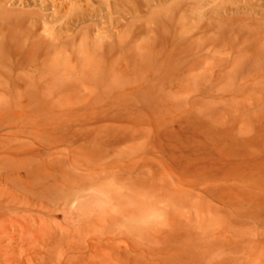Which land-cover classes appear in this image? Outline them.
I'll return each mask as SVG.
<instances>
[{
  "label": "rangeland",
  "instance_id": "1",
  "mask_svg": "<svg viewBox=\"0 0 264 264\" xmlns=\"http://www.w3.org/2000/svg\"><path fill=\"white\" fill-rule=\"evenodd\" d=\"M28 117L67 132L0 162V264H264V0H0Z\"/></svg>",
  "mask_w": 264,
  "mask_h": 264
},
{
  "label": "bare ground",
  "instance_id": "2",
  "mask_svg": "<svg viewBox=\"0 0 264 264\" xmlns=\"http://www.w3.org/2000/svg\"><path fill=\"white\" fill-rule=\"evenodd\" d=\"M36 58V57H35ZM24 64V63H23ZM22 66V65H21ZM20 69V68H19ZM163 84V83H162ZM166 85V84H165ZM164 87V86H163ZM84 89V88H83ZM162 89V88H161ZM160 90V89H158ZM77 92V90H75ZM154 91V90H153ZM157 91V90H155ZM163 91V89H162ZM75 92V93H76ZM80 92V91H78ZM161 92V90H160ZM71 93V92H70ZM76 95V94H75ZM74 95V96H75ZM83 95H84V92H83ZM100 96V95H99ZM48 100V98H47ZM42 107V106H41ZM68 107V106H66ZM76 107V105H75ZM55 108V107H54ZM42 109V108H41ZM48 111V110H47ZM44 112V110H43ZM50 112V111H49ZM51 114V112L49 113ZM62 114V113H61ZM43 116V115H42ZM51 116V115H50ZM40 117V116H39ZM44 117V116H43ZM42 117V118H43ZM14 118V117H13ZM41 118V119H42ZM49 118V117H48ZM8 120V118H6ZM28 121L26 120V123H23L22 125H16L15 122L14 123H11L10 124L8 123V126L7 124H4L5 126H1L0 125V162L2 161V159H6V160H9V161H12L13 162V165L14 164H18L20 161L22 162L23 160H27V159H31L32 158H35L36 156L33 157L36 149H35V145L37 143L41 144L42 146L43 145H47L50 140H49V133H51L54 129V131L52 133H55V134H61L62 135V130L67 132V125L63 124L62 127L63 129L61 130H58L57 129V125L56 127L55 126H48L46 127L45 126V122L44 121H41V120H38L39 118L37 117H28L27 118ZM70 119V118H69ZM11 120H14L11 118ZM51 120V119H50ZM6 121V120H4ZM66 121V119H65ZM47 122V121H46ZM71 122V121H70ZM64 123V122H63ZM70 125V124H69ZM11 128L10 130V134H7V133H3L4 129L5 128ZM75 130V129H74ZM61 131V132H60ZM65 134V133H64ZM63 134V135H64ZM51 135V134H50ZM63 135L61 136V140H64L63 138ZM60 136V135H59ZM10 138L9 140L7 139ZM67 137V135H66ZM72 137L74 138V134L71 135V137H69L70 139H72ZM22 138H27V139H31V141H23ZM82 139H85L84 135L81 136ZM98 138V137H97ZM104 139V138H103ZM9 141H12V142H9ZM67 142V141H66ZM72 143V142H71ZM53 144V142H52ZM40 145V146H41ZM38 146V145H36ZM231 146V145H230ZM52 147V146H51ZM40 148V147H39ZM50 148V147H47V149ZM237 148V147H236ZM235 148V149H236ZM247 148V147H246ZM46 149V148H44ZM51 153V152H50ZM56 154V153H55ZM48 155V154H47ZM46 155V156H47ZM50 155V154H49ZM54 157V156H53ZM93 159V158H92ZM34 160V159H33ZM46 160V159H45ZM52 160V159H51ZM35 161V160H34ZM33 161V162H34ZM54 161V160H53ZM24 162V161H23ZM31 162V161H30ZM32 162V163H33ZM47 162V161H45ZM8 163V162H7ZM20 164V163H19ZM31 164V163H29ZM34 164V163H33ZM46 164V163H45ZM49 164H51L49 162ZM34 167V166H33ZM25 168V167H24ZM35 168V167H34ZM29 171L32 172V170H30L29 168ZM64 173V172H63ZM68 173V172H67ZM66 173V174H67ZM32 174V173H31ZM221 176V174H219ZM18 176V175H16ZM15 176V177H16ZM62 176V174H61ZM69 176V174L67 175ZM208 177V176H207ZM216 177V176H215ZM50 178V177H48ZM220 178V177H219ZM224 178V177H223ZM51 179V178H50ZM65 179V178H63ZM62 179V180H63ZM210 179V178H209ZM217 179V178H216ZM57 180V179H56ZM204 180V179H203ZM64 181V180H63ZM207 181V180H206ZM55 184V183H53ZM62 185V184H61ZM61 187V186H60ZM208 188V187H207ZM41 191V190H40ZM38 191V193L40 192ZM36 192V191H35ZM46 194V191L45 193ZM37 195V194H36ZM35 195V196H36ZM48 195V194H47ZM40 197V196H39ZM48 199V198H46ZM59 199V198H58ZM121 251V250H120Z\"/></svg>",
  "mask_w": 264,
  "mask_h": 264
}]
</instances>
